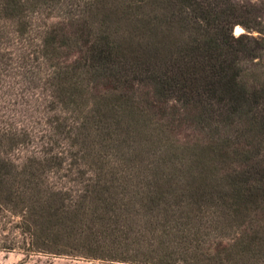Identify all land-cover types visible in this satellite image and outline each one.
<instances>
[{"label":"trees","instance_id":"16d2710c","mask_svg":"<svg viewBox=\"0 0 264 264\" xmlns=\"http://www.w3.org/2000/svg\"><path fill=\"white\" fill-rule=\"evenodd\" d=\"M0 252L264 264V3L0 0Z\"/></svg>","mask_w":264,"mask_h":264},{"label":"rangeland","instance_id":"374dc122","mask_svg":"<svg viewBox=\"0 0 264 264\" xmlns=\"http://www.w3.org/2000/svg\"><path fill=\"white\" fill-rule=\"evenodd\" d=\"M241 2H253V3H264V0H238ZM253 37L258 38V33L252 32L248 33ZM181 134H178L177 138L179 140V144L184 142L183 134L188 133V131L180 130ZM154 162L159 163L158 159L155 157ZM0 264H97L91 263L83 260H75V259H67V258H49L45 256H32L27 260H23L22 255L17 252H0Z\"/></svg>","mask_w":264,"mask_h":264},{"label":"water","instance_id":"95a60500","mask_svg":"<svg viewBox=\"0 0 264 264\" xmlns=\"http://www.w3.org/2000/svg\"><path fill=\"white\" fill-rule=\"evenodd\" d=\"M237 29H239V32H237ZM245 33H246L245 30L240 26H235L232 29V34L234 36H239L240 34H245Z\"/></svg>","mask_w":264,"mask_h":264},{"label":"bare ground","instance_id":"6f19581e","mask_svg":"<svg viewBox=\"0 0 264 264\" xmlns=\"http://www.w3.org/2000/svg\"><path fill=\"white\" fill-rule=\"evenodd\" d=\"M237 32H239V29H237Z\"/></svg>","mask_w":264,"mask_h":264}]
</instances>
